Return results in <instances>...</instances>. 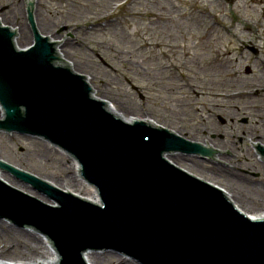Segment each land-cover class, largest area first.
Returning <instances> with one entry per match:
<instances>
[{
  "label": "rangeland",
  "instance_id": "obj_1",
  "mask_svg": "<svg viewBox=\"0 0 264 264\" xmlns=\"http://www.w3.org/2000/svg\"><path fill=\"white\" fill-rule=\"evenodd\" d=\"M30 2L35 27L38 24V31L55 40L56 55L65 67L82 73L92 92L102 90L97 93L103 97L99 99L111 101L122 112L130 111L127 116L147 115L193 144L205 141L215 149L227 150L225 155L210 157L218 158L215 164L172 154L167 160L227 187L241 209H264V162L256 161L255 153L249 152L252 143L264 148V106L259 108L262 112L253 106L254 94L264 89L258 87L264 76L250 62L256 56L252 50L247 48L251 55L244 58L239 54V43L255 28L261 29L256 41L264 52V0ZM0 18L4 25L21 31V38L15 39L17 47L30 45L23 0H0ZM60 50H66L68 56L63 57ZM261 62L264 64V57ZM245 65L251 67L252 74L245 73ZM131 85L141 91L147 87L150 94L143 91L146 98L141 100ZM228 93L237 97L227 102L224 96ZM219 95L228 106L222 112ZM0 160L65 192L77 194L84 185L87 188L73 173L72 160L39 138L0 131ZM2 174L9 186L22 188L23 193L52 206V201L31 187ZM65 179L72 183L70 188ZM2 221L5 219L0 218V249L3 245L8 251L1 252L0 259L39 258L17 257L9 251L24 242L17 236L19 232L35 236L38 242L41 234ZM39 252L40 257L46 255L45 249ZM87 253L97 258L95 264H138L106 249Z\"/></svg>",
  "mask_w": 264,
  "mask_h": 264
},
{
  "label": "water",
  "instance_id": "obj_2",
  "mask_svg": "<svg viewBox=\"0 0 264 264\" xmlns=\"http://www.w3.org/2000/svg\"><path fill=\"white\" fill-rule=\"evenodd\" d=\"M23 5L31 44L29 0ZM13 35L0 26V104L5 115L0 131L39 137L70 155L95 203L99 194L102 206L0 164V172L58 204L50 207L0 180L2 223L42 233L45 247H51L49 264H86L83 253L89 249L110 250L140 264H264V214L252 222L217 188L169 164L164 154L213 164L218 158L183 140L189 138L149 127L157 125L143 119L148 125L123 123L120 119L140 118L110 114L39 34L33 32L35 45L26 51L15 49ZM257 147L252 143L249 152L264 162ZM73 173L79 177L77 164Z\"/></svg>",
  "mask_w": 264,
  "mask_h": 264
},
{
  "label": "bare ground",
  "instance_id": "obj_3",
  "mask_svg": "<svg viewBox=\"0 0 264 264\" xmlns=\"http://www.w3.org/2000/svg\"><path fill=\"white\" fill-rule=\"evenodd\" d=\"M157 17H161V15H158ZM0 22H3V24H4V21H3L2 18H0ZM36 27L39 28L38 24H36ZM13 31L16 32L15 33L16 34V39L18 37L21 38V31H19V28L18 29L13 28ZM35 34H37V33H35ZM62 42L65 43V40H62ZM62 42L61 41L59 42L61 44V46H62ZM60 53H61V55L63 57H64V55L65 56H68V53L66 52V50H63V52H62V50H60ZM61 55L59 54L60 58L63 59ZM77 65L78 64L75 61H74V64H72L73 68H76ZM90 75H91L90 78L92 79L94 77L93 72H90ZM260 87H264V85H261ZM98 91H102V90H98ZM98 91H97V93H98ZM106 92L108 93V91H106ZM93 93L96 95L97 98H102L103 99L102 96H100V97L98 96V94L96 93V90L93 91ZM104 102L106 103V107L110 111V113L113 114V115H115V116H118V117H127V118H140V119H143V120L148 121L150 123H153V124H155L157 126H160V124L158 122H156L154 119H152L151 117H149L147 115H143V116H137V115H135L134 116V114H133L132 116H127L128 115L127 113H131L130 111H125L124 110L125 112H122L111 101L106 102V100L104 99ZM133 108L136 109V106H133ZM201 144L204 145V146H209V143L208 142H205V141L203 143H201ZM72 162H73V167H75L76 162H74L73 160H72ZM14 169L21 170L20 168H14ZM0 180L3 181V182L8 181V179H6L5 176L1 172H0ZM56 181H59L58 177L56 178ZM81 181L83 182V180H81ZM65 182H66V184L69 185V188H70L71 187L70 185H72V183L70 182V180L65 179ZM84 187H85V185H84ZM84 187H83V190H80L79 192H77L76 195H78L79 197H82L85 200H89L90 202L95 203L94 196H93V192H92V188L89 185H87V188L86 187L84 188ZM217 187H219L223 191V193L225 194V196L229 198V200L233 204V207L236 208L239 212H241L245 216H247L249 219L252 220V219H254V218H256V217L264 214V209H262L260 211H256V212H254V211L251 212L249 210H245V209L243 210V209H241L237 205V202H236L237 200L235 201L233 199V196L231 195V193L229 192V189L227 187L226 188L224 186L221 187L220 185H218ZM67 188H65V189H67ZM83 191H86L87 194H89V195L86 196V194H84L85 195L84 196L83 193H82ZM68 192H70V191H68ZM39 195H41V197H43L44 199H48V201L50 203L51 200L49 198H47L48 196H46V195H44L42 193H39ZM43 203H45V202H43ZM17 236L22 241H24V242L23 243H20V244L16 243L14 245V247H13V250H10L9 253L11 255H15L17 257H23V256L26 257L28 255H32V256L33 255H38L39 258H36L34 260H24L25 258H23V259H20L19 258V260H15V261L14 260H9V259H0V264H49L50 263L51 247H45L44 236L43 235H41V237H40L41 239H39V242L37 240H35L36 239L35 236H33L31 234H26V233H23V232H19L17 234ZM40 240H41V242H40ZM38 245H41L42 248H40ZM42 249L43 250L45 249L46 255L45 256L43 255V256L40 257V252L39 251H43ZM3 251H8V250L6 248H4V246L2 245V248L0 249V253L3 252ZM83 257H86L85 260H84L86 264H95L97 262V258H95L93 255L88 254L86 251L84 252Z\"/></svg>",
  "mask_w": 264,
  "mask_h": 264
}]
</instances>
